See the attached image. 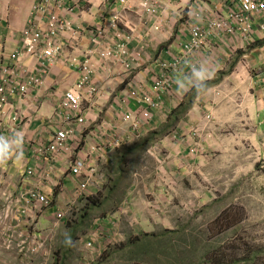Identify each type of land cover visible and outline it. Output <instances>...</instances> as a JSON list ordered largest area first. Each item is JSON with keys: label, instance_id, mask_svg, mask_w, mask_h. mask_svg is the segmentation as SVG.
<instances>
[{"label": "crops", "instance_id": "crops-1", "mask_svg": "<svg viewBox=\"0 0 264 264\" xmlns=\"http://www.w3.org/2000/svg\"><path fill=\"white\" fill-rule=\"evenodd\" d=\"M42 1L0 0V85L3 82L1 69L12 66V55L23 50L31 26H44L46 17L37 12ZM142 3L143 0H69V4L76 7L73 12L62 13L72 22V28L58 38V43L65 47L63 54L53 65L47 64V71L36 57L26 55L20 62L17 74L21 79L28 72L41 77L44 84L25 98L12 99V111H19L21 118L18 122L6 119L9 127L0 131V136L10 142L16 137L11 143L13 154L0 165H5V174L14 168L17 171L22 168L20 173L26 191L37 186L39 181L36 177L28 179L25 176L26 167H31L37 174L49 176V179L43 178L41 186L38 185L42 193L52 194L54 198V187L63 183L61 194L67 191L69 198L74 197L72 204L81 197L87 199L94 194L92 188L99 190L97 186L107 181L103 170L118 168L124 160L138 154L137 149L142 150L145 146L147 149L149 145L153 147L147 152L152 148L156 150L158 160L162 159V154L165 160L169 156L167 160L177 166L179 181L190 171L200 169L202 156L199 153L210 145H219V136L231 127L235 128L231 136L251 139L259 153H264V76L260 75L264 67V30L261 28L264 16L253 17L251 40L244 39L240 33L223 38L214 36L202 51L187 54L184 43L190 38V27L197 22L191 13L192 5L197 3L200 13L208 14L217 9L226 15L233 8L232 3L161 0L157 14L147 13ZM116 18L118 29L111 27ZM207 19L202 21L203 25ZM101 27L106 28L107 40L98 46L92 40L91 31ZM119 33L132 37L129 42V59L134 60L132 70L100 55L101 49L121 41ZM176 58L183 59V64L178 73H172V86L159 94L155 87L162 74L161 64ZM71 59H78L83 65L90 60L93 74L90 77L99 89L94 100L83 104L86 125L73 124L77 142L81 145L79 155L88 159V167L96 171V185L82 196L77 191L80 180L69 174L72 165L69 156L60 154L53 162L39 152L42 145L50 142L58 123L65 124L63 118L55 117L65 93L76 88L86 76L83 66L75 65ZM197 63L212 69L205 82L206 89L201 91L180 83L183 75ZM147 94L157 103L152 109L153 118L134 129L124 117L142 106L140 97ZM111 142L112 148L106 144ZM95 147L102 149L95 153ZM17 151H22V159L15 156ZM170 174L173 175L172 171L167 177ZM128 201L124 203L126 208L108 216L104 223L111 226L118 221L119 230L122 229L126 221L122 215L133 210ZM159 211L164 212L163 209Z\"/></svg>", "mask_w": 264, "mask_h": 264}, {"label": "rangeland", "instance_id": "rangeland-1", "mask_svg": "<svg viewBox=\"0 0 264 264\" xmlns=\"http://www.w3.org/2000/svg\"><path fill=\"white\" fill-rule=\"evenodd\" d=\"M234 130L199 153L200 169L184 179L149 145L103 170L107 181L92 197L72 204L58 184L53 210H26L23 169L5 174L0 166V264H264V153L251 139L231 136ZM127 199L133 210L122 215L123 228L106 225Z\"/></svg>", "mask_w": 264, "mask_h": 264}, {"label": "built area", "instance_id": "built-area-1", "mask_svg": "<svg viewBox=\"0 0 264 264\" xmlns=\"http://www.w3.org/2000/svg\"><path fill=\"white\" fill-rule=\"evenodd\" d=\"M161 0H143L142 8L149 14H157L159 11ZM224 4L232 3L233 8L224 15L219 10H212L208 14L197 11L198 4L192 5L193 18L196 23L190 27V38L184 43V49L187 54H193L202 51L211 37H226L227 35H235L240 33L244 39L251 40L253 34V17L257 15L264 16V0H221ZM76 6L69 4V0H43L37 8L40 16L46 17L44 26L35 27L34 24L27 32V38L22 51L16 52L12 55L13 64L3 67L1 69L3 82L0 85V131L9 127L6 119L11 122H18L20 120V112L12 111L11 101L16 97L25 98L33 89L39 88L44 84L41 77L26 73L22 79L17 74L20 68V62L24 56L28 55L36 57L42 62V67L47 71V64L53 65L56 58L63 54L64 45L58 43V38L67 29L72 28V22L63 16L64 11L73 12ZM208 15V19L205 17ZM207 19L205 25L203 20ZM40 25V24H37ZM111 27L118 29V18L112 23ZM264 30V24L261 26ZM92 40L98 46L102 44L103 40L107 39V31L105 27L91 31ZM121 41L114 43L112 47H106L100 50V55L103 59L115 60L122 63L127 69H134V60L130 58L129 42L132 37L119 33ZM75 65L80 62L78 59H71ZM183 59L176 58L173 62H163L161 64L162 74L156 81L155 89L159 94H163L173 84L172 73H178ZM82 70L86 76L77 84L76 88H72L65 93L62 106L57 111L55 117L63 118L65 124L58 123L56 131L51 136L50 142L47 145H42L39 152L46 156L49 160L55 161L60 154H66L72 161L69 174L73 179L80 180L77 184V191L80 196L85 194L90 187L96 185L95 173L96 171L88 167V159H84L79 155L80 143L77 142L76 132L73 124L84 127L86 122L83 117V104L87 100H94L98 94L99 89L92 82V64L90 60L83 65ZM264 76V67L260 72ZM135 96L137 93L134 94ZM142 106L138 107L134 112H129L125 115L124 120L129 121L134 129H138L144 121H150L153 118L152 109L157 107L154 97L150 94L140 97ZM12 114V115H11ZM210 118V117H209ZM54 123V121H52ZM12 130V129H11ZM111 143H106L110 148L113 147ZM117 144L119 142L117 141ZM101 147H95L94 152L101 151ZM36 152V151H35ZM52 164V162H50ZM5 166V165H0ZM53 166V164H52ZM3 169H5L3 167ZM25 176L30 179L37 178L38 185H42L44 174H37L36 170L31 167H26ZM35 186L27 190L19 201L27 205L26 210L34 209L42 211L44 208L51 206L53 202V195L42 193L39 187ZM22 212H26L22 209ZM91 235L90 242L87 244V250L93 252L94 244L103 236L102 227L94 231Z\"/></svg>", "mask_w": 264, "mask_h": 264}, {"label": "clouds", "instance_id": "clouds-1", "mask_svg": "<svg viewBox=\"0 0 264 264\" xmlns=\"http://www.w3.org/2000/svg\"><path fill=\"white\" fill-rule=\"evenodd\" d=\"M212 74V69L209 66H205L203 63L193 64L188 72L183 75L180 83L181 85L188 86L197 91L206 89V81L210 78ZM16 137H12L10 142L8 138L0 136V163L4 162L6 158L12 155L11 143L15 142ZM17 159H22V151H17L14 153ZM64 243L66 246H72L73 240L70 231H66L64 235Z\"/></svg>", "mask_w": 264, "mask_h": 264}, {"label": "bare ground", "instance_id": "bare-ground-1", "mask_svg": "<svg viewBox=\"0 0 264 264\" xmlns=\"http://www.w3.org/2000/svg\"><path fill=\"white\" fill-rule=\"evenodd\" d=\"M44 82V81H43Z\"/></svg>", "mask_w": 264, "mask_h": 264}]
</instances>
